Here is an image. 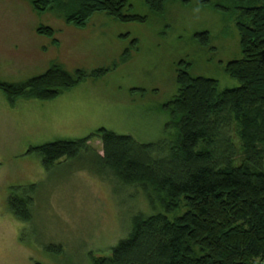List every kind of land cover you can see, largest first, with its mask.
<instances>
[{
  "label": "rangeland",
  "instance_id": "1",
  "mask_svg": "<svg viewBox=\"0 0 264 264\" xmlns=\"http://www.w3.org/2000/svg\"><path fill=\"white\" fill-rule=\"evenodd\" d=\"M125 13L146 21L100 13L78 28L53 12L36 13L25 0H0V81L22 82L55 63L71 73L108 69L48 101L12 104L0 90V264H92V255H110L129 236L133 217L160 210L141 184L123 183L94 154L47 168L36 147L100 128L169 143L177 130L166 104L177 92L179 67L214 78L221 88L239 85L226 73L241 56L229 14L203 0H169L162 14L146 0H128ZM42 24L55 29L57 43L36 33ZM204 32L209 42L200 41ZM89 144L104 154L100 138ZM12 195L32 199L30 220L10 210Z\"/></svg>",
  "mask_w": 264,
  "mask_h": 264
},
{
  "label": "trees",
  "instance_id": "2",
  "mask_svg": "<svg viewBox=\"0 0 264 264\" xmlns=\"http://www.w3.org/2000/svg\"><path fill=\"white\" fill-rule=\"evenodd\" d=\"M38 14L53 12L67 25L86 27L95 14L119 22H145L126 14L128 0H25ZM169 0H146L162 14ZM182 1L190 0H170ZM232 16L240 58L226 73L239 82L221 88L218 80L178 68V89L166 104L177 133L169 143H142L131 135L100 128L88 137L36 147L44 165L94 154L123 183L141 184L151 206L160 210L132 219L129 236L92 264H255L264 261V0H203ZM36 33L57 43L55 29ZM210 41L208 32L198 34ZM108 69L69 72L55 63L22 82L0 81L12 104L19 99L52 100ZM98 137L101 155L89 144ZM10 210L31 219L32 199L12 195ZM158 205V206H156Z\"/></svg>",
  "mask_w": 264,
  "mask_h": 264
}]
</instances>
